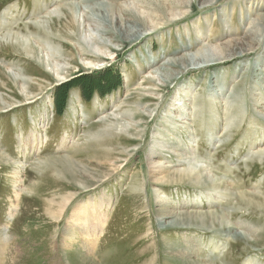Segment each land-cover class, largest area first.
Returning a JSON list of instances; mask_svg holds the SVG:
<instances>
[{
    "label": "rangeland",
    "instance_id": "374dc122",
    "mask_svg": "<svg viewBox=\"0 0 264 264\" xmlns=\"http://www.w3.org/2000/svg\"><path fill=\"white\" fill-rule=\"evenodd\" d=\"M94 2L107 6L106 15L92 12ZM263 4L0 0V238L7 264H79L61 245L72 237L84 244V236L68 234L75 214L92 210V221L104 224L82 264H144L151 257L164 264L165 249L176 250L172 264H264V20L257 42L235 55L223 46L243 38ZM137 18V40L109 38L116 19L133 25ZM200 47L211 54L185 66L165 64ZM234 62L241 69L232 72ZM82 71L102 86L100 78H122L97 92L88 82L91 99L67 86L59 111L54 91ZM95 139L94 149L109 152L106 162L80 152ZM73 152L77 169L90 170L92 179L82 173L73 182L59 173ZM195 173L203 178L198 185ZM225 180L251 201L205 186ZM105 190L109 203L100 206ZM164 194L167 205H157ZM64 195L71 198L63 204ZM85 199L97 207L75 211ZM160 209L188 227L161 229ZM192 237L202 246L188 256Z\"/></svg>",
    "mask_w": 264,
    "mask_h": 264
},
{
    "label": "bare ground",
    "instance_id": "6f19581e",
    "mask_svg": "<svg viewBox=\"0 0 264 264\" xmlns=\"http://www.w3.org/2000/svg\"><path fill=\"white\" fill-rule=\"evenodd\" d=\"M54 0H52L53 2ZM186 2V0H185ZM264 6V4H263ZM92 9V12L93 11H96V12H99L101 16L103 15H106V12H107V6L103 3V2H94V3H91V7ZM80 11V10H79ZM88 10L85 12V15H88ZM255 22H253V26L252 27H249V29L245 30L244 33H243V38L240 40V41H235L234 43H230L227 41L226 43L223 44L224 47H227L228 50H229V54L231 55H235V52L239 51V50H243L244 47H245V43L248 41V42H251V43H254V42H257V37L259 36L258 34H261L259 33L260 32V28H259V24L264 20V7H262L261 9V12L257 13L255 15ZM100 18V17H99ZM264 22V21H263ZM102 24V23H101ZM139 25H141V21L137 18L135 21H134V24L133 25H128V23H122L121 20H117L116 19V28H115V32L111 33L109 38L111 39H114V40H119V41H123V42H128V41H135L138 39V37L141 35L139 34L140 32V29L138 28ZM250 26V25H249ZM262 29V28H261ZM262 36V34H261ZM118 37H121V40L120 38ZM134 37V39H133ZM245 41V42H244ZM114 42V41H113ZM260 42V41H259ZM261 43V42H260ZM120 44V43H119ZM120 46V45H118ZM203 46H206V45H203ZM222 46V45H221ZM202 47V46H201ZM200 47V48H201ZM208 47V46H207ZM205 48L206 50H195L196 53L194 52L193 54H188V55H181V57H178V58H174V59H170L168 60L165 64L166 65H181V64H184V66L186 65V63L188 64L189 63H194L195 61H199V60H203L204 58L208 57V55H210L211 53L207 51L208 48ZM153 48V47H152ZM225 48V52L226 53V49ZM155 49V48H154ZM218 49V47H217ZM209 50V49H208ZM159 51V50H158ZM212 53H213V50L211 49ZM221 52V51H219ZM5 54V53H4ZM222 54V52H221ZM165 55V54H164ZM215 55V54H214ZM228 55V54H227ZM163 57V56H162ZM257 57V56H256ZM158 58V57H157ZM153 59V58H152ZM103 61V60H102ZM209 61V60H208ZM152 62H155V61H152ZM204 62V61H203ZM103 64V63H102ZM199 65V64H198ZM148 66V65H147ZM252 66V65H251ZM94 67V66H93ZM168 67V66H167ZM234 67L233 68V71L232 72H235L237 71V69H241V67L239 68V66L237 67V63L234 62ZM250 67V66H249ZM173 69V68H172ZM140 70V69H139ZM199 70V69H198ZM253 71L252 72H256L258 73V67H256V65H254V68L252 69ZM89 71V70H88ZM101 71V70H100ZM168 71V70H167ZM181 71V70H180ZM185 71V70H184ZM93 71H91L92 73ZM166 72V71H165ZM171 72V71H170ZM239 72V71H238ZM264 72V71H263ZM84 71L80 72L79 74H69L66 76L65 80L60 82L59 84V87L56 88V91H54V93L56 94V96L54 97L53 101L54 102V107H61V108H66V103H68V101H62L61 100V97L60 95L62 91H64L67 86L71 85V86H74V87H77L79 88L78 89V92L80 94H82V98H88L91 99L92 96L91 94H88V86H86V84L88 82H91V86L93 85L94 88H92V90H96V92L98 90H106L113 82L114 80L116 82H118V84L120 83L119 82V79H121L122 75L120 74V72H118L121 76H114V77H111L110 78H107V77H104L103 78H100L102 79L101 81H104V84L103 86L100 84V83H97V79H92V78H95V77H92L91 79H86L87 77L85 76L87 73H85ZM95 73V72H94ZM156 73V72H155ZM167 73V72H166ZM181 74V73H180ZM106 75V74H105ZM113 75V74H112ZM165 75V74H164ZM174 75V74H173ZM170 76V75H169ZM175 76V75H174ZM211 78V77H210ZM214 78V77H213ZM219 78V77H218ZM122 81V80H121ZM75 83V84H74ZM123 83V82H122ZM217 83V82H216ZM61 85V86H60ZM181 85V84H180ZM84 87V89H83ZM113 88V86H112ZM68 90V89H67ZM110 90V88H109ZM108 92V90H107ZM102 93V92H101ZM100 93V94H101ZM106 93V92H105ZM103 96V95H102ZM66 97V96H65ZM91 97V98H90ZM264 98V97H263ZM65 99V98H64ZM206 102V101H205ZM209 102V101H208ZM57 104V105H56ZM182 108V107H181ZM59 110V109H58ZM58 110H57V113H58ZM174 110V109H173ZM177 112V111H176ZM154 116V115H153ZM110 126V125H109ZM104 131V129H103ZM105 132V131H104ZM97 133V132H96ZM113 134V133H112ZM111 134V135H112ZM93 136V135H92ZM117 136V135H116ZM189 136V135H188ZM187 136V137H188ZM101 137V135H100ZM33 140V139H32ZM25 140L23 139V142ZM27 141V140H26ZM35 141V139L33 140V142ZM116 141V140H115ZM114 141V142H115ZM96 139L92 142V143H88L87 146L88 147H81V153H91L92 156H94L92 159H98L102 162H106L108 160V156H106V154H108L109 152H104V150L102 149H94L95 148V143H96ZM117 142V141H116ZM29 144V143H28ZM64 144V143H63ZM100 144V143H98ZM66 145V144H65ZM64 145V146H65ZM83 145V144H82ZM97 145V144H96ZM112 145V144H111ZM92 148H91V147ZM101 147V145H99ZM113 146V145H112ZM171 146V145H170ZM78 147V146H77ZM97 147V146H96ZM109 147V146H108ZM62 148V147H61ZM83 148V149H82ZM181 150H184L186 149L185 146L182 145V147H180ZM179 148V149H180ZM17 150L21 151V148H20V143L17 147ZM80 150V149H79ZM174 150V149H173ZM0 151H1V148H0ZM190 151V150H189ZM196 151V150H195ZM69 152V151H68ZM192 153V152H191ZM190 153V154H191ZM24 154V153H23ZM73 155L71 154H68L65 156L66 157V164L60 168V171L59 173L64 175V176H68V178L73 181V182H77L78 180H80V174L84 173L86 176H88L89 179H92L93 176V173H91L90 170L88 169H83L82 170H79L77 169V164L75 163V161L73 160V156L76 154V153H72ZM25 156V155H24ZM90 156V155H88ZM87 156V157H88ZM96 156V157H95ZM6 157L5 155L2 154V152H0V160H5ZM45 159V158H44ZM42 159V160H44ZM41 159L38 160V162H41L42 161ZM45 161V160H44ZM99 161V162H100ZM20 164V163H18ZM60 164V163H59ZM121 164V163H120ZM94 166V165H93ZM57 167V166H56ZM91 169V168H90ZM95 171V170H94ZM103 171V170H102ZM104 174L108 173V171H104L103 172ZM102 174V173H101ZM190 174V173H189ZM108 178L111 177L110 176V173L109 175H107ZM188 176V175H187ZM185 176V177H187ZM193 178L197 181L195 184H199L202 182V176L200 174H196L193 176ZM152 179V177H151ZM173 180L171 179V176H168L167 175V178L165 179L166 180ZM189 180V179H188ZM84 181V180H83ZM103 181V180H102ZM205 181V180H203ZM92 182V181H91ZM81 183V182H80ZM188 187H191V185H186ZM205 186H209V187H213V188H216V189H224L226 191H228L229 193H233L235 194V196H238L237 198H239L240 200H242L243 202L245 203H249L251 200L250 198L248 197V195L246 194V192H243V191H235V189H238L239 187V184L234 182V181H229V180H225V182L223 184L221 183H209L207 182V184ZM90 188V187H89ZM99 191V190H98ZM103 191V189H102ZM105 196H106V199L105 200H102L100 206H108V203H109V197H107V191L105 190ZM165 196L163 198H160V197H157L155 198V203H157V205L159 206H163V205H167V202H168V195L164 194ZM199 195H202V194H199ZM208 195V194H207ZM210 195V194H209ZM71 196V195H70ZM70 196H62L61 197V200L63 201V204L64 203H68L70 199H68ZM196 197H201V196H197ZM207 197L210 198L211 196H205V198ZM71 198V197H70ZM66 199V201H64ZM154 199V198H153ZM199 200V199H198ZM210 200V199H209ZM233 200V199H232ZM97 200H83L81 201L80 203H78L75 207V211L77 210H84L85 211L89 210V208L92 206H95V208L97 207L98 203L96 202ZM214 201V200H213ZM106 202V204H104ZM212 202V201H211ZM174 203V202H173ZM208 203V202H207ZM171 205H173L172 203H169ZM212 204V203H211ZM170 205V207H171ZM176 205V204H174ZM179 210V209H178ZM83 213H77L75 214V218H74V221L76 222L75 225L73 226V228H75V231L74 229H70V235L71 234H76L77 232V235H82L84 236L83 238L85 239V242L84 244H79L74 237H72V239H66V241H68L67 243L66 242H63L61 246H63V250L66 254V256L68 257V259L72 258L71 261H74L77 260L79 264H82L83 262H85L89 257V253L92 252L94 249H96V244L94 245V239L97 237L98 239L100 238V235L102 233L101 229H102V226L104 223H101L98 225V223L101 222V220L99 218L95 219L94 221H92V219L94 217H96V214L97 212H90L89 215H87L86 212L82 211ZM76 213V212H75ZM74 215V214H73ZM178 218H175L172 217V215L170 214V210L169 211H164V209H160V211L158 212L157 214V221L159 222L160 224V227L161 229H166L168 230L169 228H174V229H182V228H187L188 226H184V223H182L180 220L177 221ZM234 223V221H233ZM237 225V223H235ZM72 225V224H71ZM79 227H78V226ZM232 225V224H231ZM239 225V224H238ZM233 226V225H232ZM93 228V230L91 231L90 228ZM76 228H77V231H76ZM244 229V228H243ZM250 229V228H249ZM207 230V229H206ZM227 230V229H226ZM245 230V229H244ZM188 231V230H187ZM235 231V229H234ZM232 232V231H231ZM251 232V231H250ZM68 233V232H67ZM245 233V232H244ZM232 235H229V236H236V234H238L237 232H232L231 233ZM77 236V237H79ZM239 236V235H238ZM250 236V235H249ZM187 237V236H186ZM240 237V236H239ZM69 238V237H68ZM97 239V241H98ZM190 241H189V244H195L194 245V249L195 250H191V251H188L187 252V255H191L192 253L195 252V254H197L198 252H200L201 250V244L200 243H197L195 242L194 238H188ZM202 243V242H201ZM88 244V245H87ZM215 246V245H214ZM212 248V247H211ZM203 250V249H202ZM6 246H5V242H4V237L3 238H0V264H7V261H6ZM176 253V250H172L171 252L167 251V249L164 250V264H170V263H167V260L170 259L171 260V264L172 263H175L176 262V258L173 257V256H176L175 255ZM10 260V259H9ZM186 261V260H185ZM184 261V262H185ZM72 264V262H71ZM144 264H156V261L153 257L149 258L148 261H146V263ZM243 264H250L249 263V259H247L246 262H244Z\"/></svg>",
    "mask_w": 264,
    "mask_h": 264
},
{
    "label": "trees",
    "instance_id": "16d2710c",
    "mask_svg": "<svg viewBox=\"0 0 264 264\" xmlns=\"http://www.w3.org/2000/svg\"><path fill=\"white\" fill-rule=\"evenodd\" d=\"M59 111H61V107L59 108ZM59 111H58V112H59Z\"/></svg>",
    "mask_w": 264,
    "mask_h": 264
}]
</instances>
